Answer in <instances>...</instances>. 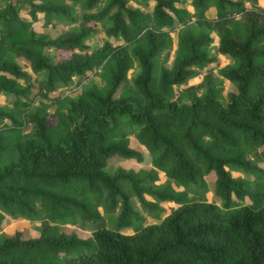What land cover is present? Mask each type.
<instances>
[{"label":"trees","instance_id":"1","mask_svg":"<svg viewBox=\"0 0 264 264\" xmlns=\"http://www.w3.org/2000/svg\"><path fill=\"white\" fill-rule=\"evenodd\" d=\"M146 1L154 3L147 12L128 8L126 0H17L0 6V92L13 96L12 106L0 109V227L8 216L34 222L39 233L23 239L20 232L0 231V264H264V169L250 158L264 147V8L190 0L195 15L186 22L189 12L177 6L181 0ZM25 4L31 16L42 13L69 27L57 37L37 33L21 17ZM211 8L215 15L207 13ZM173 15L180 26L166 66L159 56L173 45L163 29L174 25ZM90 21L110 25L103 45L89 51ZM212 33L218 52L231 59L218 74L236 91L221 103L223 84L206 74L185 91L189 102L178 104L174 87L213 61L205 49ZM110 37L123 43L113 45ZM49 49L67 55L55 59ZM17 57L44 77L30 81ZM133 62L138 73L118 91ZM97 69L101 85L74 96H49L57 84ZM27 125L30 135L24 134ZM129 136L147 150L151 169L107 171L115 155L143 160ZM229 169L253 178H236ZM158 171L169 182L155 184ZM211 171L220 204L189 201L186 188L203 186L204 173ZM131 197L157 221L144 225ZM246 197L250 202L243 204ZM158 202L178 205L162 216ZM100 209L114 229L99 227L86 239L60 229L97 224ZM124 227L136 231L121 233Z\"/></svg>","mask_w":264,"mask_h":264},{"label":"rangeland","instance_id":"2","mask_svg":"<svg viewBox=\"0 0 264 264\" xmlns=\"http://www.w3.org/2000/svg\"><path fill=\"white\" fill-rule=\"evenodd\" d=\"M8 1L16 2L17 0H0V6H3L7 4ZM242 2L245 8L250 9L256 6H260L264 8V1H257L252 2L250 0H235ZM35 2H38V0H35ZM104 2V0H103ZM153 2L146 1V0H126V6L130 9L138 8L142 11H150ZM24 9L20 10L21 17L28 21L31 25V27L37 32V33H44L51 37H57L60 35L65 29H67L69 26L62 25L55 20L47 21L44 19L42 13H37L35 16H31L29 14L28 5H24ZM178 7L185 8L189 14H187L183 21H193L194 20V9L190 4V0H181L178 4ZM76 10L78 11V6H76ZM207 13L215 15V11L213 8L208 9ZM174 16V25L172 27H164L166 31H168L171 36L173 37V45L168 51H164L160 54L159 59L160 61L166 65L170 66L172 59L174 57L175 51H176V44H175V37L176 32L180 26V21ZM92 29L91 34L89 37L85 39V43L89 46V51L96 49L103 45V43L106 40L104 29L106 26L110 25V22L104 23L99 21H90L87 23ZM213 41L210 45L206 46L205 49L208 51V54L210 57L213 58V61L207 64L204 67H195V70L197 71V75L189 78L186 83L180 84L174 87L173 92V99L178 104H184L188 103L189 99L185 95V91L188 89L191 85H198L203 77L206 74H212L213 77L220 81L223 84V89L218 93L217 98L221 103H226L228 101L229 94L236 91V88L233 84L228 82L226 79L221 77L218 74L219 68L226 66L231 63V59L229 56L222 55L218 52V38L216 33H212ZM109 42H111L113 45H119L123 43L122 38H115L110 37L108 38ZM47 54L51 55L53 58L57 59L62 55H67L64 52L57 51L55 49H49L46 51ZM18 63L21 65L22 69L27 72V74L30 76V81H34L37 79H41L44 77L45 73H35L31 70L29 63L20 57L15 58ZM138 73V67L135 62L132 63L131 69L128 73V79L122 83L118 91H121L125 87L130 86L131 79ZM92 84H98L101 85L102 81L100 78V70H93L89 73L82 74V75H75L71 78L70 82H68L66 85L57 84L55 89L49 93V96L51 97H58L63 95H70L74 96L76 95L80 90H82L85 87H88ZM38 98L35 100V103H37ZM13 96L9 94H5L0 92V109H8L12 106ZM53 107L50 108L52 111ZM50 121L53 123L54 119H50ZM32 132V128L30 125H27L24 128V134L30 135ZM129 144L132 148L138 150L143 155L142 161H136L134 159H123L122 157L115 155L110 157L107 160V166L106 170L109 172H113L118 167H123L125 169H131L134 171H138L140 169L144 170H150L152 165L150 163V157L148 155L147 150L133 137L129 136ZM264 147H260L257 149L255 153H252L250 155V158L253 160V162L257 163L261 168L264 169V158L260 155V151H262ZM229 172L232 176L239 178V177H248L253 178L250 174H246L244 172H241L239 170L229 169ZM204 185L203 186H197L194 184H191L188 186L187 189V198L189 201H201V202H210L214 204H220L221 200L218 196L214 193V182H215V174L214 172L204 173L203 175ZM166 182H169V179L165 176L163 172L158 171V179L154 182L157 185H163ZM176 190H184L185 188L178 186L175 187ZM149 200L153 201L152 198H148ZM131 205L135 211H137L140 215H143L145 217L144 225L152 224L156 222L157 220L148 216L145 214L136 197H131ZM243 204H248L249 198H244L241 201ZM158 209L162 211V216L167 215L169 212H171L172 208L177 207L178 204H175L173 202H158L157 204ZM100 212L103 214V217L100 221L95 224L94 222H86L83 226L78 225H71V224H60V229L64 231L67 234H76L80 238L86 239L89 238L92 235V232L96 230L99 227L103 228H109L114 229L112 226V220L111 217L104 216L103 211ZM118 213L115 212L114 215ZM35 223L27 220V219H11L8 216L5 217L1 222L0 231L2 233H5L7 236H13L16 232L21 233V238L23 239H30V238H36L38 237L39 233L37 229L34 227ZM142 225H139L138 228H141ZM136 229L132 227H124L120 229L121 233L131 234L134 233Z\"/></svg>","mask_w":264,"mask_h":264}]
</instances>
